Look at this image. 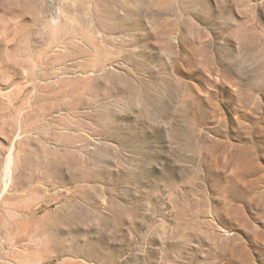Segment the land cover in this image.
<instances>
[{
	"label": "rangeland",
	"instance_id": "374dc122",
	"mask_svg": "<svg viewBox=\"0 0 264 264\" xmlns=\"http://www.w3.org/2000/svg\"><path fill=\"white\" fill-rule=\"evenodd\" d=\"M0 264H264V0H0Z\"/></svg>",
	"mask_w": 264,
	"mask_h": 264
},
{
	"label": "bare ground",
	"instance_id": "6f19581e",
	"mask_svg": "<svg viewBox=\"0 0 264 264\" xmlns=\"http://www.w3.org/2000/svg\"><path fill=\"white\" fill-rule=\"evenodd\" d=\"M25 215V214H24Z\"/></svg>",
	"mask_w": 264,
	"mask_h": 264
}]
</instances>
